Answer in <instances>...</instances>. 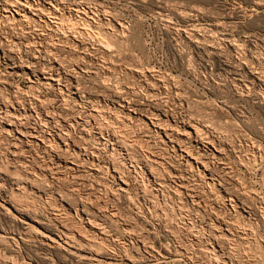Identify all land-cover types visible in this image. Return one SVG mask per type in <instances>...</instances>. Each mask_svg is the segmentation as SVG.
<instances>
[{
	"label": "rangeland",
	"instance_id": "rangeland-1",
	"mask_svg": "<svg viewBox=\"0 0 264 264\" xmlns=\"http://www.w3.org/2000/svg\"><path fill=\"white\" fill-rule=\"evenodd\" d=\"M17 1L0 264H264V0Z\"/></svg>",
	"mask_w": 264,
	"mask_h": 264
},
{
	"label": "bare ground",
	"instance_id": "bare-ground-1",
	"mask_svg": "<svg viewBox=\"0 0 264 264\" xmlns=\"http://www.w3.org/2000/svg\"><path fill=\"white\" fill-rule=\"evenodd\" d=\"M17 1V0H16ZM18 2V1H17ZM22 2H20V4H21ZM23 4V3H22ZM59 4V3H58ZM57 4V2L55 3V5L53 6L54 7V15H55V17H56V15H57V11L59 10L58 9V7H59V5ZM25 5V4H24ZM18 6V5H17ZM26 6V5H25ZM27 7H29V6H27ZM80 10V9H79ZM7 11V10H6ZM60 11V10H59ZM78 11V10H77ZM81 11V10H80ZM79 12V11H78ZM86 14V13H85ZM19 15V14H18ZM15 16V15H14ZM22 17H26L25 16V14L24 15H21ZM7 17V16H6ZM9 17V16H8ZM17 19V18H16ZM59 23V22H58ZM66 24V23H65ZM72 27H74V26H72ZM75 28H78V27H75ZM75 28H73V29H75ZM92 28V27H91ZM85 29H87L88 30V28H85ZM84 29V30H85ZM76 30V29H75ZM94 30V29H93ZM86 31V30H85ZM67 32V31H66ZM75 33L76 34H79V33H81V32H79L78 30H76L75 31ZM82 34V33H81ZM80 36H83V35H80ZM89 36V35H88ZM88 36H85V37H88ZM95 36V35H94ZM97 36V35H96ZM98 38V37H97ZM92 39H94V38H92ZM106 41V40H105ZM103 44V43H102ZM109 46V45H108ZM54 80V79H53ZM48 81V80H47ZM44 84V83H43ZM46 85H50V83L49 82H47V83H45ZM13 116V115H12ZM20 118V117H19ZM23 119V118H22ZM31 119V118H30ZM18 122H20L19 120H18V118H16V117H12L10 120L8 119V122H7V126H8V130L9 129H11V128H13V129H15V128H17L16 126L17 125H19V123ZM157 126V125H156ZM202 130V129H201ZM199 131V130H198ZM25 132V131H24ZM23 131H19V134L20 135H22V136H25ZM179 132V131H178ZM170 133V132H169ZM37 136V135H36ZM36 136H35V134H31L30 135V137L33 139V138H36ZM38 139V138H37ZM172 140V139H171ZM37 141V140H36ZM44 141V140H43ZM46 144V143H45ZM51 145V144H50ZM188 153V152H187ZM191 153V152H190ZM183 155V154H182ZM187 157V156H186ZM189 157V156H188ZM193 158V157H192ZM186 159V158H185ZM188 160V159H187ZM196 160V159H195ZM200 161V160H199ZM187 162H190V161H187ZM199 163V162H198ZM191 164V163H190ZM204 165V164H203ZM72 168V167H71ZM206 169V168H205ZM92 224V223H91ZM92 226V225H91ZM92 228L93 229H96V230H98V226L97 227H94V226H92ZM100 228H101V226H100ZM103 228H104V226H103ZM92 230V229H91ZM102 230V229H101ZM78 231V230H77ZM103 233V232H102ZM67 238H69V236H66ZM72 237H70V239H71ZM68 240V239H67ZM67 242V241H66ZM208 254V253H207ZM84 259V258H83Z\"/></svg>",
	"mask_w": 264,
	"mask_h": 264
}]
</instances>
